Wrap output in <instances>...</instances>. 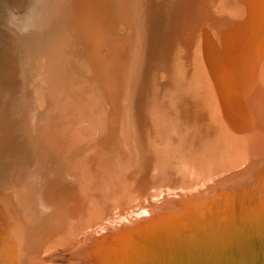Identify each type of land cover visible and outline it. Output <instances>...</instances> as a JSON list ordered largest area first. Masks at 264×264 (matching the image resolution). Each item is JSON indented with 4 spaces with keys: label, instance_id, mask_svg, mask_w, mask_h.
I'll use <instances>...</instances> for the list:
<instances>
[{
    "label": "rangeland",
    "instance_id": "374dc122",
    "mask_svg": "<svg viewBox=\"0 0 264 264\" xmlns=\"http://www.w3.org/2000/svg\"><path fill=\"white\" fill-rule=\"evenodd\" d=\"M227 1L0 0V264H93L92 251L109 253L110 264H150L149 254L166 258L161 264H190V256L209 263L223 253L229 264H264V146L254 149L233 123L243 118L229 114L221 81L248 70L226 40L240 39L245 25L224 14ZM178 144L197 168L174 186L163 152L171 146L173 157Z\"/></svg>",
    "mask_w": 264,
    "mask_h": 264
},
{
    "label": "bare ground",
    "instance_id": "6f19581e",
    "mask_svg": "<svg viewBox=\"0 0 264 264\" xmlns=\"http://www.w3.org/2000/svg\"><path fill=\"white\" fill-rule=\"evenodd\" d=\"M97 1V0H96ZM133 1V0H132ZM175 1V0H174ZM213 1V0H212ZM245 1H247V0H245ZM27 2V1H26ZM138 2V1H137ZM226 2V1H225ZM70 3V2H69ZM140 3H141V1H140ZM56 4V3H55ZM66 4V3H65ZM116 4V3H115ZM134 4V3H133ZM149 4V3H148ZM173 4V3H172ZM224 5H226L225 6V15L226 16H228L229 18H233V19H236L237 18V20H238V17H240V16H242V18H243V23L245 24L243 27H241L242 29L240 30V32H239V30L237 31V32H239L238 34H242V36H241V38L240 39H235V38H233L235 35H232L233 37H230L229 35V37L228 38H226V40L227 41H229L231 44H232V46L234 47V49H235V47H237L238 48V51H239V54H241V56H240V58H242L244 55H245V57H246V59H247V61H248V70H247V76L245 75H243V69H242V71H241V74H240V76H239V79H237L235 82H233V81H228L227 80V77L226 76H224V74H223V76H222V79L223 80H221V81H224V82H222L223 83V85L225 86L224 87V89H226V96H227V100H228V102H229V106H230V109H229V114L231 113V115H233L234 116V113H235V116H239V117H242L243 118V124L241 125L240 124V121H241V118H239V119H236L234 122H233V120H232V118H231V115H230V119L229 120H231L238 128H240V131H242V134L243 135H245V137L248 139V140H251L253 143H254V149H260L262 146H264V0H249L248 1V3L246 4V6L244 5V2H243V0H228L227 1V3H225ZM136 6V5H135ZM134 6V7H135ZM221 6H223V5H221ZM146 7V6H145ZM144 8V7H143ZM146 8H148V7H146ZM190 8V7H189ZM246 10H245V9ZM145 9V8H144ZM60 11V10H59ZM122 11V10H121ZM143 12H144V10H142ZM119 12V11H118ZM125 12V11H124ZM123 12V13H124ZM129 14V13H128ZM139 14V13H138ZM56 15V14H55ZM63 15V14H62ZM61 15V16H62ZM126 15V14H125ZM151 15V14H150ZM129 16V15H128ZM141 16H142V14H141ZM143 16H144V13H143ZM142 16V17H143ZM58 17V16H57ZM130 17V16H129ZM135 17V16H134ZM136 18V17H135ZM74 19H75V17H74ZM139 19V18H138ZM232 19V20H233ZM82 20V19H81ZM142 20V19H141ZM152 20V19H151ZM89 21V20H88ZM145 21V20H144ZM231 21V20H230ZM235 21V20H234ZM70 22V21H69ZM122 22H123V20H122ZM138 22H139V20H138ZM238 22V21H237ZM77 23V22H76ZM157 23V22H156ZM231 23V22H230ZM146 24V23H145ZM80 25H82V24H80ZM148 25V24H147ZM192 25H193V17L192 18H190V17H188L187 19H186V22H185V30H186V38L187 39H190V37H191V30H192ZM240 25V24H239ZM143 26H146V25H143ZM183 26H184V24H183ZM84 27V26H83ZM238 29H239V27H238ZM88 31V30H87ZM138 31V30H137ZM233 31V30H232ZM53 32V31H52ZM75 32H77V31H75ZM89 32V31H88ZM201 32V31H200ZM236 31L234 30L233 31V33L232 34H234ZM83 33H85V31L83 32ZM87 33V32H86ZM90 33V32H89ZM88 33V34H89ZM140 32H138V34H139ZM87 34V35H88ZM86 35V34H85ZM86 35V36H87ZM90 35V34H89ZM99 35V34H98ZM102 35H103V33H102ZM3 36V35H2ZM141 36V35H140ZM240 36V35H239ZM6 37V36H5ZM4 37V38H5ZM89 37V36H88ZM95 37H98L97 35L95 36ZM137 37V36H136ZM3 38V37H2ZM99 38V37H98ZM97 38V39H98ZM138 39H140L139 37H137ZM87 39V38H86ZM93 39V38H92ZM100 39H101V37H100ZM104 39V38H103ZM89 40H91L90 38H89ZM129 40H131V39H129ZM135 40V39H134ZM137 40V39H136ZM58 41V40H57ZM95 41V40H94ZM97 41V40H96ZM95 41V42H96ZM105 41V40H104ZM132 41V40H131ZM141 41V40H140ZM147 41V40H146ZM225 41V40H224ZM9 42V41H8ZM8 42H6V43H8ZM11 42V41H10ZM87 42H89L88 40H87ZM129 42V41H128ZM160 42H161V40H160ZM68 43V42H67ZM83 43H85V42H83ZM227 43V42H226ZM9 44V43H8ZM63 44V43H62ZM94 44V43H93ZM155 44H157V43H155ZM159 44V43H158ZM157 44V46H159ZM59 45V44H58ZM57 45V46H58ZM96 45V44H95ZM143 45V44H142ZM148 45V44H147ZM7 46V45H6ZM85 46V45H84ZM92 46V45H91ZM104 46V45H103ZM127 46V45H126ZM145 46V45H144ZM162 46V45H161ZM165 46V45H164ZM49 47V46H48ZM95 47V46H94ZM102 47V46H101ZM106 47V46H105ZM114 47V46H113ZM112 47V48H113ZM97 48V47H96ZM95 48V49H96ZM99 48V47H98ZM110 49H111V47H109ZM142 48H143V46H142ZM165 48V47H164ZM222 48H223V46H222ZM7 49V48H6ZM11 49V48H10ZM58 49V48H57ZM99 49H102V48H99ZM98 49V50H99ZM114 49V48H113ZM5 50V49H4ZM49 50V49H48ZM47 50V51H48ZM64 50V49H63ZM93 50V49H92ZM106 50H107V48H106ZM115 50H116V48H115ZM134 50V49H133ZM132 50V51H133ZM143 50H144V48H143ZM6 51V50H5ZM10 51V50H9ZM105 51V50H104ZM114 51V50H113ZM60 52V51H59ZM89 52V51H88ZM87 52V53H88ZM91 52V51H90ZM100 52V51H99ZM106 52V51H105ZM108 52V51H107ZM106 52V53H107ZM118 52H119V50H118ZM117 52V53H118ZM141 52H143V51H141ZM46 53V52H45ZM45 53H43V54H45ZM93 53V52H92ZM92 53H90V55H89V53H88V55L89 56H95V54H97V53H93V55H92ZM101 53V52H100ZM103 53V52H102ZM115 53V52H114ZM138 53V52H137ZM14 54V53H13ZM56 54V53H55ZM110 55H111V53H109ZM109 54H107V55H109ZM144 54V53H143ZM8 55V54H7ZM100 55H102V54H100ZM100 55H99V57H100ZM117 55H119V57H120V54H117ZM137 55V54H136ZM189 55V54H188ZM88 56V57H89ZM97 56H98V54H97ZM102 56H104V54L102 55ZM218 56V55H217ZM56 57V56H55ZM64 57V56H63ZM96 57V56H95ZM99 57L97 58L98 60H99ZM106 57V56H105ZM114 57V56H113ZM119 57L117 58V56H115V59L117 60H120L119 59ZM122 57V56H121ZM129 57V56H128ZM144 57H145V55H144ZM165 57V56H164ZM12 58V57H11ZM57 58H59V57H57ZM94 58V57H93ZM103 58V57H102ZM107 58V57H106ZM133 58V57H132ZM13 59V58H12ZM89 59H90V57H89ZM97 59H96V61H97ZM108 59V58H107ZM106 59V60H107ZM134 59V61H135V58H133ZM145 59V58H144ZM144 59H142L143 61H144ZM100 60H101V57H100ZM99 60V61H100ZM105 60V61H106ZM114 60V59H113ZM115 60V61H116ZM132 60V59H131ZM110 61H111V59H110ZM114 61V62H115ZM137 61V60H136ZM143 61H142V65H143ZM13 62V61H12ZM90 62V61H89ZM98 62V61H97ZM101 62H103V60L102 61H100L98 64H100L99 66H101V67H103V66H105V65H101ZM107 62V61H106ZM106 62H103L104 64L106 63ZM120 62H124L125 63V61H120ZM119 62V63H120ZM130 62V61H129ZM220 62V61H219ZM91 63L93 64L94 63V60H92L91 61ZM111 63V62H110ZM115 63H118V62H115ZM131 63V62H130ZM12 64V63H11ZM13 64H14V62H13ZM46 64V63H45ZM51 64V63H50ZM90 64V63H89ZM92 64H91V66H92ZM95 64V63H94ZM94 64H93V66L92 67H94ZM114 64V63H113ZM136 64V63H135ZM64 65V64H63ZM62 65V66H63ZM108 65V64H107ZM125 65H126V63H125ZM132 65V64H131ZM130 65V66H131ZM60 66V65H59ZM96 67H98L97 65H95ZM118 66H120L119 64H118ZM43 67V66H42ZM113 67H115V66H113ZM123 67H125V66H121V68H123ZM132 67H134V66H132ZM232 67V66H231ZM99 68V67H98ZM110 68H111V65H110ZM116 68L118 69V67H117V65H116ZM126 68V67H125ZM202 68V67H201ZM46 69H47V67H46ZM94 69V68H93ZM120 69V68H119ZM202 69H204V68H202ZM58 70V69H57ZM63 70V69H62ZM88 70V69H87ZM96 70V69H95ZM101 70V69H100ZM100 70H98L99 72H100ZM111 70V69H110ZM115 70V69H114ZM120 70H124V69H120ZM141 70H143V69H141ZM215 70V69H214ZM67 71V70H66ZM121 71V72H122ZM50 72V71H49ZM63 72V71H62ZM102 72H105V71H102L101 70V72L99 73V74H101ZM6 73V72H5ZM115 73V72H114ZM114 73L112 74L113 76H114ZM214 73V72H213ZM212 73V74H213ZM41 74V73H40ZM95 74V73H94ZM96 74H98V73H96ZM110 74V75H111ZM116 74V73H115ZM121 75H122V73H120ZM244 74H245V72H244ZM62 75V74H61ZM102 75H104V74H102ZM206 75V74H205ZM239 75V74H238ZM41 76V75H40ZM89 76V75H88ZM94 76H96V75H94ZM130 76V75H129ZM97 77V76H96ZM95 77V78H96ZM99 77V76H98ZM108 77H110V76H108ZM107 77V78H108ZM118 77V76H117ZM204 77V76H203ZM238 77V76H237ZM46 78V77H45ZM62 78V77H61ZM101 78V77H100ZM103 78V77H102ZM106 78V79H107ZM205 78V77H204ZM99 79V78H98ZM111 79H113V78H111ZM111 79L109 78V79H107V81L109 80V81H111ZM114 79H115V76H114ZM200 79V78H199ZM202 79V78H201ZM228 79H231V78H228ZM233 79H235L234 77H233ZM62 80V79H61ZM65 80V79H64ZM93 80V79H92ZM101 80V79H100ZM100 80H98V81H100ZM124 80V79H123ZM203 80V79H202ZM232 80V79H231ZM46 81V80H45ZM103 81H106L105 79H103ZM108 81V82H109ZM198 81V80H197ZM204 81V80H203ZM60 83H61V81H59ZM108 82H104V83H108ZM127 82V81H126ZM202 82V81H201ZM54 83V82H53ZM113 83V82H112ZM48 84V83H47ZM52 84V83H51ZM97 84V83H96ZM109 84V83H108ZM126 84V83H125ZM210 84V83H209ZM56 85V84H55ZM61 86V85H60ZM98 86V85H97ZM107 86V85H106ZM112 86V85H111ZM203 86V85H202ZM101 87V86H100ZM100 87H98V88H100ZM113 87V86H112ZM111 87V88H112ZM65 88V87H64ZM75 88V87H74ZM104 88V87H103ZM127 88V87H126ZM60 89V88H59ZM58 89V90H59ZM107 89H108V87H107ZM183 89V88H182ZM207 89H208V86H207ZM215 89V88H214ZM223 89V90H224ZM62 90V89H61ZM99 90H101V89H99ZM112 90V89H111ZM108 91V90H107ZM99 92V91H98ZM124 92V91H123ZM100 93V92H99ZM110 93V92H109ZM225 93V92H224ZM102 94V93H101ZM100 94V95H101ZM111 94V93H110ZM177 94V93H176ZM225 96V95H224ZM105 98H107V97H105ZM187 98V97H186ZM22 99V98H21ZM108 99V98H107ZM87 100H89V99H87ZM181 106V105H180ZM202 106H204V105H202ZM201 106V107H202ZM94 107V106H93ZM106 107V106H105ZM95 109V108H94ZM70 110V109H69ZM96 111V110H95ZM115 112V111H114ZM202 113V112H201ZM217 114V113H216ZM124 115H125V113H124ZM93 116V115H92ZM109 116H110V114H109ZM120 116V115H119ZM16 118V117H15ZM14 118V119H15ZM106 118H108V117H106ZM217 118V117H216ZM135 119V118H134ZM191 120V119H190ZM251 121L252 120V122H253V125H255L254 127H253V130L252 131H250V129H246V128H244L245 127V124H244V122H246V121ZM206 121V120H205ZM21 122V121H20ZM108 122V121H107ZM229 123V122H228ZM109 124V123H108ZM125 124V123H124ZM242 126V127H240V125ZM91 125V124H90ZM126 125V124H125ZM124 125V126H125ZM193 125V124H192ZM251 125V124H250ZM114 126V125H113ZM123 126V127H124ZM194 126V125H193ZM26 127V126H25ZM120 127V126H119ZM129 127V126H128ZM200 127V126H199ZM255 127H256V130H255ZM27 128V127H26ZM126 128H127V126H126ZM204 128V127H203ZM203 128H202V130H203ZM208 128V127H207ZM100 129V128H99ZM15 130V129H14ZM26 130V129H25ZM95 130V129H94ZM123 130H125V129H123ZM128 130V129H127ZM191 130V129H190ZM210 130V129H209ZM200 131V130H199ZM208 131V130H207ZM238 131V130H237ZM29 132V131H28ZM202 132V131H201ZM208 133V132H207ZM75 134V133H74ZM82 134V133H81ZM209 134V133H208ZM207 134V135H208ZM4 135V134H3ZM7 135V134H6ZM54 135V134H53ZM199 135V134H198ZM206 135V134H205ZM9 136V135H8ZM92 136H93V134H92ZM13 137V136H12ZM19 137V136H18ZM69 137V136H68ZM72 137V136H71ZM126 137H128V136H126ZM202 137V136H201ZM205 137V136H204ZM208 137V136H207ZM10 138V137H9ZM15 138H16V136H15ZM132 138V137H131ZM211 138V137H210ZM4 138H2V141H4L3 140ZM127 139V138H126ZM126 139H124V140H126ZM207 139V138H206ZM213 139V138H212ZM11 141H13L14 142V140H13V138H11L10 139ZM9 140V141H10ZM85 140V139H84ZM2 141H1V144H2ZM8 141V140H7ZM10 141V142H11ZM24 141V140H23ZM74 141V140H73ZM134 141V140H133ZM212 141V140H211ZM6 142V141H5ZM9 142V143H10ZM19 142H21V141H19ZM127 142H128V140H127ZM126 142V143H127ZM16 143V142H15ZM126 143H124V146H125V144ZM130 143V142H129ZM205 143V142H204ZM7 144V143H6ZM5 144V145H6ZM11 144V143H10ZM10 144H7V146L8 145H10ZM18 144V143H17ZM16 144V145H17ZM69 144V143H68ZM99 144V143H98ZM128 144V143H127ZM126 144V145H127ZM133 144V143H132ZM198 144V143H197ZM12 145V144H11ZM11 145L10 146H8V147H11ZM15 145V148L17 147ZM177 145V144H176ZM4 146V145H3ZM23 146V145H22ZM210 146V145H209ZM213 146V145H212ZM128 147V146H127ZM167 147V146H166ZM164 148V152H163V154H165L166 153V155L168 156V158H169V164H170V171L171 172H173V174L179 179V180H176V182L177 183H173V184H175L174 186H177L176 184H178L179 185V183L181 184V185H184L185 183H187V182H190V180H192L194 177H195V173H196V168H197V160H186V157L185 156H187V152L185 151V149L183 148V145L182 144H178V149L179 150H177V154H175L173 157H172V151L171 152H169V150H170V148L169 147H171V146H169V147H167V148ZM176 147V146H175ZM6 147H4V149H5ZM14 147H12V149H13ZM15 148H14V150H15ZM19 148V147H18ZM78 148V147H77ZM80 148H82V147H80ZM126 148V147H125ZM2 149H3V147H2ZM9 149V148H8ZM67 149V148H66ZM197 149H199V148H197ZM207 149V148H206ZM220 149V148H219ZM7 150V149H6ZM17 150V149H16ZM124 150V149H123ZM208 150V149H207ZM213 150V149H212ZM10 151V150H9ZM9 151H7V152H9ZM6 152V151H5ZM126 153H127V151H125ZM125 152H124V154H125ZM129 152V151H128ZM161 152V151H160ZM200 152V151H199ZM205 152H206V150H205ZM212 152V151H211ZM130 153V152H129ZM224 153V152H223ZM4 155H5V153H3ZM13 154V153H12ZM14 154H17V152L15 153V151H14ZM213 154V153H212ZM29 155V154H28ZM126 155V154H125ZM131 155V154H130ZM129 155V156H130ZM192 156H193V154H192ZM5 157H6V155H5ZM12 157H14L13 155L11 156V158ZM19 157V156H18ZM23 157H25V155H23ZM35 157V156H34ZM123 157V156H122ZM128 157V156H127ZM132 157V156H131ZM197 157V156H196ZM255 157V156H254ZM262 157V156H261ZM20 158V157H19ZM27 158H30L29 156H27ZM71 158H73V156L71 155ZM187 158H188V156H187ZM207 158V157H206ZM257 158V157H256ZM4 159V158H3ZM5 159H7V158H5ZM21 159V158H20ZM128 159V158H127ZM126 159V160H127ZM196 159V158H195ZM213 159V158H212ZM258 159V158H257ZM74 160V159H73ZM10 161H12V160H10ZM34 161V160H33ZM124 161V160H123ZM128 161V160H127ZM132 161H133V159H132ZM195 161V162H194ZM253 161V160H252ZM255 161V160H254ZM16 162V161H15ZM19 162V161H18ZM32 162V161H31ZM129 162H130V158H129ZM128 162V163H129ZM24 163V162H23ZM28 163V162H27ZM33 163V162H32ZM128 163H126V164H128ZM131 163V162H130ZM219 163V162H218ZM15 164V163H14ZM20 164V163H19ZM29 164V163H28ZM9 165V164H8ZM118 165H119V168H120V165L121 164H119L118 163ZM136 165H138V164H136ZM10 167V166H9ZM15 166H13V168H14ZM206 167V166H205ZM227 167V166H226ZM232 167H233V165H232ZM12 168V167H11ZM17 168V167H16ZM19 168V167H18ZM30 168H31V166H30ZM33 168V167H32ZM15 169V168H14ZM133 169V168H132ZM235 169V168H234ZM233 169V170H234ZM257 169H259L258 167H257ZM7 170V169H6ZM10 170H12V169H10ZM118 170V169H117ZM217 170V169H216ZM223 170V169H222ZM226 170H228V169H226ZM250 170V169H249ZM15 171V170H14ZM13 171V172H14ZM108 171V170H107ZM119 171V170H118ZM121 171V170H120ZM128 172H129V170H127ZM259 171V170H258ZM11 172V171H10ZM30 172V171H29ZM32 172V171H31ZM30 172V173H31ZM117 172V171H116ZM248 172V171H247ZM7 173H9L8 171H7ZM119 173V172H118ZM121 173V172H120ZM120 173L118 174V175H120ZM125 173V172H124ZM127 173V172H126ZM214 173V172H213ZM246 173V172H245ZM11 174V173H10ZM15 174V172L13 173V174H11V175H14ZM33 174V173H32ZM122 174L123 173H121V176H122ZM263 175V174H262ZM262 175H260V176H262ZM102 176V175H101ZM120 176V177H121ZM144 176V175H143ZM146 176V175H145ZM220 176H222V175H220ZM219 176V177H220ZM256 176V175H255ZM258 176V175H257ZM257 176H256V178H257ZM249 177H252V176H249ZM254 177V176H253ZM252 177V178H253ZM8 178H9V175H8ZM11 178V177H10ZM9 178V179H10ZM28 178V177H27ZM122 178V177H121ZM123 178H124V175H123ZM200 178H202V177H200ZM212 178V177H211ZM246 178V177H245ZM9 179L7 180V181H9ZM14 178H11V180H13ZM142 179V178H141ZM147 179V178H146ZM164 179H166V178H164ZM197 179V178H196ZM215 179V178H214ZM251 179V178H250ZM259 179V178H258ZM10 180V181H11ZM121 180V179H120ZM139 180V179H138ZM254 180H256L255 178H254ZM9 181V182H10ZM30 181V180H29ZM109 181H111V180H109ZM12 182V181H11ZM34 182V181H33ZM122 182V181H121ZM120 182V183H121ZM161 182H165V180H163V181H161ZM194 182V181H193ZM262 182V181H261ZM59 183V182H58ZM119 183V182H118ZM119 183V184H120ZM137 183H138V181H137ZM141 183V182H140ZM256 183H257V181H256ZM139 184V183H138ZM228 184H230V183H228ZM237 184H239V183H237ZM25 185V184H24ZM34 185V184H33ZM162 185H164L165 186V184L164 183H162ZM161 185V186H162ZM232 185V184H231ZM236 185V184H235ZM27 186H29V185H27ZM86 186V185H85ZM115 186V185H114ZM122 186V185H121ZM120 186V187H121ZM172 186V185H171ZM212 186V185H211ZM234 186V185H233ZM262 186V185H261ZM55 187V186H54ZM118 187V186H117ZM194 187V186H193ZM192 187V188H193ZM26 188H29V187H26ZM30 188H31V185H30ZM126 188V187H125ZM190 188V187H189ZM224 187H222V189H223ZM233 188V187H232ZM236 188V187H235ZM32 189V188H31ZM58 189V188H57ZM221 189V188H220ZM228 189H230V188H228ZM121 190V189H120ZM227 190V189H226ZM232 190V189H231ZM256 190V189H255ZM255 190H254V192H255ZM44 191V190H43ZM115 191H117V190H115ZM114 191V192H115ZM218 192H219V190H217ZM28 192V191H27ZM68 192V191H67ZM182 192V191H181ZM216 192V191H215ZM220 192H222L221 190H220ZM253 192V193H254ZM57 193V192H56ZM60 193V192H59ZM148 194L150 195V193L148 192ZM152 194V193H151ZM155 194V193H154ZM117 195V194H116ZM148 195V196H149ZM260 195H261V192H260ZM264 195V194H263ZM156 196V195H155ZM241 196V195H240ZM151 197V196H150ZM234 197V196H233ZM236 197V196H235ZM157 198H158V196H157ZM237 198V197H236ZM262 198H263V201H264V196H262ZM261 198V199H262ZM152 199H154L153 197L152 198H150V200L151 201H153ZM212 199H214V198H212ZM212 199H210V200H212ZM250 199V198H249ZM257 199V198H256ZM159 200V199H158ZM199 200H201V199H199ZM236 200V199H235ZM240 200V199H239ZM239 200H238V202H239ZM192 201V200H191ZM208 201H209V199H208ZM233 201V200H232ZM249 201V200H248ZM189 202V201H188ZM209 202H211V201H209ZM141 203H143V199H142V201H141ZM145 203V202H144ZM143 203V204H144ZM163 203H165L164 201H163ZM171 203V202H170ZM180 203V202H179ZM187 203V202H186ZM196 203V202H195ZM194 203V204H195ZM202 203V202H201ZM204 203H205V201H204ZM207 204H208V202H206ZM146 204H147V202H146ZM190 204V203H189ZM193 204V205H194ZM264 204V203H263ZM138 205H139V203H138ZM141 205V204H140ZM140 205H139V207H140ZM148 205V204H147ZM190 205H192V202H191V204ZM73 206H74V204H73ZM115 206V205H114ZM142 206V205H141ZM143 206H145V205H143ZM159 206V205H158ZM171 207H172V205H170ZM174 206V205H173ZM243 206V205H242ZM117 207V206H116ZM148 207V206H147ZM175 207V206H174ZM237 207V206H236ZM253 207V206H252ZM3 208V207H2ZM118 208V207H117ZM145 208V207H144ZM162 208H164V205L162 206ZM181 208H182V206H181ZM157 209H159V207H157ZM175 209V208H174ZM231 209V208H230ZM248 209V208H247ZM246 209V210H247ZM132 210H134L135 211V208L134 209H132ZM152 209H150V211H151ZM241 210V209H240ZM249 210V209H248ZM247 210V211H248ZM63 211V210H62ZM159 210H157V212H158ZM184 211V210H183ZM232 212H233V210H231ZM245 212V211H244ZM250 212H253V211H250ZM260 212V211H259ZM235 213V212H234ZM248 213V212H247ZM24 214V213H23ZM158 214V213H157ZM236 214V213H235ZM30 215V214H29ZM238 215V214H237ZM247 215V214H246ZM158 216H160V215H158ZM250 216L251 215H249V218H250ZM260 216V215H259ZM28 217V216H27ZM135 217H137L136 215H135ZM138 218V217H137ZM144 218H145V216H144ZM146 218H147V220H149L148 218V216H146ZM253 219V218H252ZM139 220V219H138ZM141 220H145V219H141ZM140 220V221H141ZM231 220V219H230ZM29 221V220H28ZM134 221V220H133ZM140 221H139V224H141L143 221H141V223H140ZM229 221V220H228ZM236 221H237V219H236ZM138 222V221H137ZM147 222V221H146ZM146 222L144 221V223L146 224ZM233 222V221H232ZM238 222V221H237ZM256 222H258V221H256ZM26 223V222H25ZM248 223H250V221H248ZM248 223H246V226L248 225ZM262 223V222H261ZM48 224V223H47ZM130 224V223H129ZM163 224V223H162ZM49 225V224H48ZM131 225V224H130ZM129 225V226H130ZM219 225V224H218ZM226 225V224H225ZM229 225V224H228ZM250 225H252V224H250ZM4 226V225H3ZM128 226V227H129ZM147 226H148V224H147ZM232 226V225H231ZM127 227V228H128ZM142 227V226H141ZM154 227V226H153ZM162 227V226H161ZM229 227V226H228ZM238 227V226H237ZM256 227V226H255ZM255 227H254V230H255ZM81 228V227H80ZM115 228V227H114ZM127 228H125V229H127ZM130 228H131V226H130ZM134 228V227H133ZM138 228V227H137ZM239 228V227H238ZM249 228V227H248ZM73 229V228H72ZM82 229V228H81ZM142 229V228H141ZM244 229H245V227H244ZM251 229V228H250ZM69 230V229H68ZM83 230V229H82ZM121 230V229H120ZM128 230H129V228H128ZM133 230V229H132ZM135 230V229H134ZM263 230V229H262ZM145 231V230H144ZM151 231V230H150ZM218 231V230H217ZM238 231H239V229H238ZM248 231V230H247ZM256 231V230H255ZM128 232V231H127ZM135 232V231H134ZM146 232V231H145ZM145 232H143V233H145ZM216 232V231H215ZM215 232H214V234H215ZM229 232V231H228ZM250 233H251V231H249ZM136 233V232H135ZM256 233V232H255ZM258 233H259V231H258ZM257 233V234H258ZM99 234H101V233H99ZM98 234V235H99ZM119 234V233H118ZM134 234V233H133ZM249 234V233H248ZM261 234V233H260ZM259 234V235H260ZM69 236L71 235L70 233L68 234ZM67 235V236H68ZM91 235H93V234H91ZM103 235V234H102ZM109 235V234H108ZM147 235H148V233H147ZM256 235V234H255ZM24 236V235H23ZM97 236V235H96ZM101 236V235H100ZM219 236V235H218ZM253 236H254V234H253ZM258 236V235H257ZM71 237V236H70ZM73 237H74V235H73ZM99 237V236H98ZM97 237V238H98ZM256 237V236H255ZM262 237V236H261ZM93 238H94V236H93ZM119 238V237H118ZM144 238V237H143ZM252 238V237H251ZM38 239V238H37ZM61 239H62V237H61ZM67 240H68V238H66ZM95 239H96V237H95ZM113 239V238H112ZM249 239V238H248ZM247 239V240H248ZM257 239H259V237L257 238ZM86 240V239H85ZM120 240V239H119ZM159 240V239H158ZM68 241H70V238H69V240ZM117 241V240H116ZM133 241V240H132ZM199 241V240H198ZM221 241V240H220ZM241 241V240H240ZM252 241V240H251ZM264 241V240H263ZM263 241H262V243H263ZM41 242V241H40ZM61 242V241H60ZM84 242V241H83ZM90 242V241H89ZM91 242H92V240H91ZM90 242V243H91ZM104 242V241H103ZM120 242V241H119ZM136 242V241H135ZM149 242V241H148ZM247 242H249V241H247ZM259 242H261V240L259 239ZM82 243V242H81ZM85 243V242H84ZM89 243V244H90ZM106 243V242H105ZM115 243V242H114ZM262 243H260V244H262ZM41 244V243H40ZM71 244V243H70ZM79 244V243H78ZM88 244V242L86 243V245H89ZM107 244L108 243H106L105 245H106V247H107ZM120 244V243H119ZM175 244V243H174ZM255 244H257V243H255ZM259 244V243H258ZM44 245H45V243H44ZM109 245H112L113 246V244H110L109 243ZM116 245H117V243H116ZM123 245V244H122ZM180 245V244H179ZM208 245V244H207ZM41 246V245H40ZM46 246H47V244H46ZM96 246V247H95ZM95 246H93L94 247V249L95 248H99V249H101L102 250V248H103V243H99L98 245H95ZM115 246V245H114ZM227 246V245H226ZM254 246V245H253ZM252 246V247H253ZM260 246V245H259ZM259 246H257L256 248H258ZM26 247V246H25ZM84 247L85 248H87V246H85L84 245ZM83 246H82V248H79L80 249V251H81V249H82V251H83V248H84ZM92 247V248H93ZM116 247V246H115ZM206 247V246H205ZM261 247V246H260ZM259 247V248H260ZM27 248V247H26ZM47 248V247H46ZM105 248V247H104ZM141 248H142V246H141ZM190 248V247H189ZM194 248V247H193ZM192 248V249H193ZM218 248H219V246H218ZM227 248V247H226ZM264 248V247H263ZM23 249V248H22ZM77 249V248H76ZM94 249H92V250H94ZM113 249V248H112ZM112 249H110V252L112 251ZM220 249V248H219ZM21 250V249H20ZM85 250V249H84ZM182 250V249H181ZM190 250V249H189ZM75 251V250H74ZM94 251H96V250H94ZM103 251V250H102ZM108 251V250H107ZM119 251H120V249H119ZM254 251V250H253ZM15 252V251H14ZM25 252H26V249H25ZM24 252V253H25ZM57 252V251H56ZM77 252H79V250L77 251ZM90 252H91V249H90ZM99 252H101V251H99ZM109 252V251H108ZM107 252V253H108ZM115 252V251H114ZM191 252V251H190ZM217 252V251H216ZM260 252V251H259ZM16 253V252H15ZM79 253H81V252H79ZM96 253V255H97V251L95 252ZM102 253V252H101ZM104 254H105V251L103 252ZM112 253V252H111ZM124 253V252H123ZM159 253V252H158ZM188 253V252H187ZM244 253V252H243ZM91 254V253H90ZM104 254H101V255H97L96 257L93 255V251H92V255H90L89 257H90V259H91V256H93L94 257V261L93 260H91L92 262H94L95 264H110V262H109V258H107L108 257V254H107V257H106V255L104 256ZM133 254V253H132ZM144 254V253H143ZM199 254V253H198ZM30 255V254H29ZM77 255H79V254H77ZM76 254H75V257L78 259V258H80L79 256L80 255H82V254H80L79 256H77ZM88 255V254H87ZM113 255H115V254H113ZM116 255H118L117 253H116ZM120 255V254H119ZM118 255V256H119ZM123 255V254H122ZM128 255V254H127ZM145 255V254H144ZM169 255V254H168ZM202 255V254H201ZM220 255V254H219ZM260 255V254H259ZM155 256H157L158 258L156 259V257ZM198 256V255H197ZM244 256V255H243ZM257 256V255H256ZM29 257H31V256H29ZM117 257V256H116ZM141 257H142V254H141ZM149 257H150V261H151V263L150 264H161V263H163V262H165L167 259L166 258H162L161 259V256H160V254L159 255H153V254H149ZM193 257V256H192ZM191 256L189 257V260H190V264H215V263H217V262H219V264H229L230 262H229V260H231V255H229L228 253H223V255H221V256H219V257H214L213 259H211L210 261L211 262H209V261H207V262H209V263H203L202 261H200L199 260V258L200 257H198V260L196 259V260H193V259H191L192 258ZM39 258H42V257H39ZM69 259H70V257H68ZM86 258H88V257H86ZM86 258H85V261H86ZM113 258H114V256H113ZM143 258H145V257H143ZM142 258V259H143ZM206 258V257H205ZM248 258V257H247ZM246 258V259H247ZM29 259V258H28ZM147 259V258H146ZM195 259V258H194ZM201 259H202V257H201ZM241 259V258H240ZM244 259V258H243ZM255 259H257V258H255ZM88 260H89V258H88ZM88 260L86 261V262H88ZM111 260V259H110ZM120 260L122 261V259L120 258ZM126 260V263L128 262L127 261V259H125ZM157 261V262H155L154 263V261ZM188 260V261H189ZM250 260V259H249ZM38 261H39V259H38ZM60 261H61V259H60ZM65 261H67V259H65ZM64 261V263H66ZM75 261H77V260H75ZM75 261H74V259H70L68 262H67V264H81L82 263V259L80 260V262L78 263V262H76L75 263ZM91 261H89L90 263H91ZM112 261V260H111ZM115 261V260H114ZM124 261V260H123ZM205 261V260H204ZM234 261V260H233ZM37 262V261H36ZM132 262V261H131ZM130 262V263H131ZM142 262V261H141ZM171 262V261H170ZM232 262V261H231ZM235 262V261H234ZM258 262V261H257ZM32 263H35V262H32ZM84 263V262H83ZM82 263V264H83ZM93 263V264H94ZM117 263V262H116ZM123 263H125V262H123ZM125 263V264H126ZM258 263H260V261L258 262ZM40 264H41V262H40ZM88 264V263H87ZM165 264V263H164ZM167 264V263H166ZM173 264V263H172ZM262 264H263V262H262Z\"/></svg>",
    "mask_w": 264,
    "mask_h": 264
}]
</instances>
